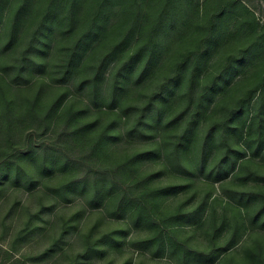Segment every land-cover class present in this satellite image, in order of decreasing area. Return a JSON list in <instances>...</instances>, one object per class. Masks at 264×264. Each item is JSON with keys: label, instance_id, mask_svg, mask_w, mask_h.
Here are the masks:
<instances>
[{"label": "rangeland", "instance_id": "rangeland-1", "mask_svg": "<svg viewBox=\"0 0 264 264\" xmlns=\"http://www.w3.org/2000/svg\"><path fill=\"white\" fill-rule=\"evenodd\" d=\"M24 2L0 0V262L264 264V45L226 72L264 0Z\"/></svg>", "mask_w": 264, "mask_h": 264}, {"label": "trees", "instance_id": "trees-1", "mask_svg": "<svg viewBox=\"0 0 264 264\" xmlns=\"http://www.w3.org/2000/svg\"><path fill=\"white\" fill-rule=\"evenodd\" d=\"M27 2H28V0H25L24 4L21 5V9H25ZM63 2H64V0H49V3L46 5L45 10H44L45 16L50 17V16L56 11V9H57V8H58ZM173 2H174V0H166V3H165V5H164V7H163V10H164V11H168V10H170V9L172 8L171 5L173 4ZM77 5H78V4H77V0H69L68 4H65V5L63 6V8H62V10L64 9V10L66 11V13H67L65 19L68 18V24H71V25H72V24L74 23V21H75V12H76L77 9L79 8V5H78V8H77ZM101 9H102L101 6H100V9L97 8L96 13L99 14V12L101 11ZM104 11H105V10H104ZM104 11H103V12H104ZM103 12H102V13H103ZM98 14L96 15V17L100 16V15H98ZM96 21H97V20L95 19V20L91 23V25H90V27H89V30H91L95 25H96V27H99V24H97ZM214 27H215V26H213V28H214ZM210 41H211L210 39H205V40L202 42L201 52H202V51H203L204 53L206 52V49H207L208 44H209ZM263 45H264V32H263V33H256V34H255L254 41H252V43H251L249 46L243 47V48H242V49H241V50H240L235 56H233L232 61H230L229 66L227 67L226 72L228 71L229 68H231V67L234 65L235 62H243L249 54H252V53H255V52L259 51V50L261 49V46H263ZM141 51H142V50H140L139 53H140ZM201 52H200V53H201ZM199 59H200V58H199ZM199 59L197 60L198 63H199ZM183 65H184V63H182L181 65L179 64L178 68L175 70V74H174V76H173V77H169V78H167V79H166V80H165V81L159 86L158 90H156L155 92H153V94H152V96H151V100L148 102V105L153 104V105L155 106V108H156V110H157V114H158L159 116H160V114H161V103H160L159 99L162 97V95H163L165 89H167L168 91L171 90V89H173V86L171 85L172 82H173L175 85H177L178 83H180V78H181V73H182ZM67 67L69 68V67H70V64H68ZM226 72H225V73H226ZM124 77L127 78L128 75L126 74ZM259 87H262V88H261V89H262V90H261V91H262V94H261V99H260V101H261V103H263V102H264V78H263V80L261 81V84L259 85ZM257 90H258V88H257ZM189 94H190V96H191V94H192V89L189 90ZM157 101H159V104H158ZM148 105H146V106L143 107L141 117H140L139 120L137 121V124H138V123H139V124L141 123V121H142L141 119H142L143 116H145V113H146V111H147V109H148ZM187 109H188V108H187ZM187 109L184 110V111L182 112V114L185 113V112L187 111ZM198 111H199V108L197 107V108H196V113H198ZM182 114H181V115H182ZM257 117L259 118V113L257 114ZM225 122L230 123V115L228 116V118L226 119ZM139 124H138V125H139ZM189 131H190V127H188V128L186 129V131L180 136V139H183V138L188 134ZM212 132H214V131H212ZM210 133H211V132H210ZM210 133H209V134H210ZM209 134H208V135H209ZM220 136L223 137V140H225V141L227 140L225 129H223L222 132L220 131ZM209 139H210V137L207 136V137H206V140H205V146L207 145V142L209 141ZM226 142H227V141H226ZM249 147L251 148L250 145H249ZM250 151H251V153L253 154V156H257V155H259V151H260V150H259L258 152H255V151H252V150H250ZM261 151H264V147L261 148ZM231 169H232V170L236 169V161L233 162V164H232V166H231ZM219 173H225V175H228L229 171H228L225 167L220 166ZM250 175H251L250 178L254 179V181L264 183V175L259 174V173H257V172H251ZM238 194H239V195H248L247 193H238ZM249 194H250L249 196H250L251 199H253V200H258V199H259L258 196H261L260 193H256V192L249 193ZM263 211H264V207L259 211V214L263 213ZM11 245H12V247H13V243H12ZM0 249H1V248H0ZM1 250H2V249H1ZM8 253H9V252H6V255H8ZM15 260H16L15 257H10V258L6 257V258H4V259L0 262V264H15V262H16V264H23V263L20 262L19 260H18V261H15ZM17 262H19V263H17Z\"/></svg>", "mask_w": 264, "mask_h": 264}]
</instances>
